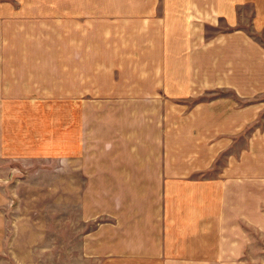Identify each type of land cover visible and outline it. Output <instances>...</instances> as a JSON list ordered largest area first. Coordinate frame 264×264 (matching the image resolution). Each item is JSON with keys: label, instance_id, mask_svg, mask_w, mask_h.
<instances>
[{"label": "crops", "instance_id": "crops-1", "mask_svg": "<svg viewBox=\"0 0 264 264\" xmlns=\"http://www.w3.org/2000/svg\"><path fill=\"white\" fill-rule=\"evenodd\" d=\"M59 186L89 257L261 260L264 0H0V253Z\"/></svg>", "mask_w": 264, "mask_h": 264}, {"label": "rangeland", "instance_id": "rangeland-1", "mask_svg": "<svg viewBox=\"0 0 264 264\" xmlns=\"http://www.w3.org/2000/svg\"><path fill=\"white\" fill-rule=\"evenodd\" d=\"M251 35L260 38L256 33ZM48 200L52 203L47 204ZM46 201L39 205L37 215L40 219L18 222L16 227L14 225L16 230H20L27 224L31 231L26 230L29 234L26 236L11 234L5 238L3 247L6 251L0 253V264H150L138 259L85 255L81 250L83 237L78 236V233L86 230V224H75L72 232L63 230L60 186L52 189ZM260 248L257 251L258 247H255L254 255L256 258L259 255L261 260L251 261V264H264L263 240Z\"/></svg>", "mask_w": 264, "mask_h": 264}]
</instances>
